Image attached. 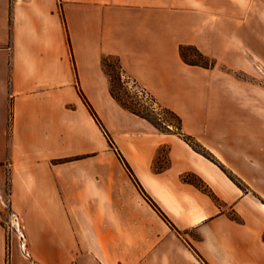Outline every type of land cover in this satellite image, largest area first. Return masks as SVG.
I'll list each match as a JSON object with an SVG mask.
<instances>
[{"label": "crops", "instance_id": "crops-1", "mask_svg": "<svg viewBox=\"0 0 264 264\" xmlns=\"http://www.w3.org/2000/svg\"><path fill=\"white\" fill-rule=\"evenodd\" d=\"M222 14L223 0H0V264H264V87L179 52L222 63ZM105 57L245 190L122 107Z\"/></svg>", "mask_w": 264, "mask_h": 264}, {"label": "rangeland", "instance_id": "rangeland-1", "mask_svg": "<svg viewBox=\"0 0 264 264\" xmlns=\"http://www.w3.org/2000/svg\"><path fill=\"white\" fill-rule=\"evenodd\" d=\"M222 17V30L218 33L222 37L223 48L220 54L223 62L218 63L214 58L206 55L205 57H200L192 49L185 50L187 57L200 62L212 63L214 66L217 64L222 69L233 70L234 77L239 82H242L240 85L246 83L264 87V0H238V9L234 6L230 7V0H223ZM103 66L106 73L113 77L114 90L122 100L130 104H136V106L140 104V108L146 109L152 103V97L157 105H161L154 95L145 88L148 94L144 92L140 94L141 92L138 91L137 93L136 89L138 88H134V81L128 77L121 75V80H119L118 63L114 57H105ZM157 110L161 111L158 107ZM161 117L173 123L176 122L168 114L162 113ZM3 138L0 141V159L2 160L0 168L4 167L6 172L2 186L6 190L8 183L7 171L9 168V160L7 158L8 142L6 137Z\"/></svg>", "mask_w": 264, "mask_h": 264}, {"label": "trees", "instance_id": "trees-1", "mask_svg": "<svg viewBox=\"0 0 264 264\" xmlns=\"http://www.w3.org/2000/svg\"><path fill=\"white\" fill-rule=\"evenodd\" d=\"M186 49H192L194 52H196L200 57H205V55L203 53H201L195 46L193 45H181L179 48V52H180V56L182 58V60L188 64L191 65H198L201 67H213L214 64L212 63H207V62H200L197 60H193L187 57L185 50ZM105 59V58H104ZM103 64H104V60H103ZM119 68V66H118ZM109 80H110V93L112 95V97L125 109L129 110L130 112L148 120L158 131L163 132V133H173L178 135L179 137H181L185 142H187L194 150H196L197 152H199L200 154L204 155L205 157H207L208 159L212 160L213 162H215L218 166H220V168L229 176V178L236 183L242 190H245L244 184L242 183V181L240 179H238L236 176H234L230 171H228L222 164H220L215 158L214 156L210 153V151L208 149H206L202 144H200L196 139H194L192 136L187 135L185 133L182 132L181 130V119L180 117L171 109L164 107V106H159L157 105V103L155 102V100H153V98L151 97V101L152 103L149 104L147 106V108L143 109L140 108V104H137L138 106H136V104H130L124 100H122L115 92L114 87H113V77L110 76L109 73H107ZM118 78L119 80H121V71L119 68V72H118ZM123 83V81H122ZM134 84V88H138L136 89V92H141L140 94L147 93V91H145L144 88L140 87L139 85H137L135 82H133ZM140 88V89H139ZM135 92V93H136ZM137 92V93H138ZM80 96L84 102V104L86 105L89 113L92 115V117L95 119L96 123L102 128L103 131L104 128L102 127V124L100 122V119L98 118L96 112L94 111V109L92 108V106L90 105V103L87 101V99L85 98V96L83 94L80 93ZM161 109V111L159 112L157 110ZM168 114L169 116H171L172 118H174L176 120L175 123L169 121L168 119L162 118L161 114ZM105 134L107 136H109L108 133ZM110 145L111 147L113 146L112 141H110ZM116 153L118 154V156L120 157V153H118V151L113 148ZM126 167L129 169L128 165L125 163ZM184 180H189L188 175L183 176ZM136 184H138L137 181H135ZM148 201L150 202V204L154 207V209H156L163 217H165V215L162 213V211L159 209V207L150 199L148 198Z\"/></svg>", "mask_w": 264, "mask_h": 264}, {"label": "built area", "instance_id": "built-area-1", "mask_svg": "<svg viewBox=\"0 0 264 264\" xmlns=\"http://www.w3.org/2000/svg\"><path fill=\"white\" fill-rule=\"evenodd\" d=\"M6 227L9 232L15 231L18 238L20 239L22 246H24V234L22 232V226L17 215L11 214L10 219L6 221Z\"/></svg>", "mask_w": 264, "mask_h": 264}]
</instances>
